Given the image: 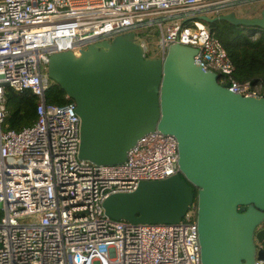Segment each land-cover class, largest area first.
<instances>
[{
    "label": "built area",
    "instance_id": "1",
    "mask_svg": "<svg viewBox=\"0 0 264 264\" xmlns=\"http://www.w3.org/2000/svg\"><path fill=\"white\" fill-rule=\"evenodd\" d=\"M260 1L0 0V264H201L194 208L177 224L133 225L111 220L102 207L109 195L177 174L176 140L145 134L116 165L78 159L75 104L45 102L54 85L47 64L55 53L79 56L129 32L150 58L156 35L158 58L172 44L195 48L194 63L220 75L229 92L260 97L261 84L233 78L234 65L210 30L188 25ZM7 89L37 97L33 125L3 130Z\"/></svg>",
    "mask_w": 264,
    "mask_h": 264
},
{
    "label": "water",
    "instance_id": "2",
    "mask_svg": "<svg viewBox=\"0 0 264 264\" xmlns=\"http://www.w3.org/2000/svg\"><path fill=\"white\" fill-rule=\"evenodd\" d=\"M196 20L264 30V8L252 17ZM196 52L172 44L163 57L145 58L129 32L79 56L51 55L47 76L75 104L80 160L121 164L154 131L176 140L178 173L109 195L102 203L108 218L177 224L195 208L201 264H254L264 259L257 250L264 243V83L260 97L231 93L220 75L194 63Z\"/></svg>",
    "mask_w": 264,
    "mask_h": 264
},
{
    "label": "trees",
    "instance_id": "3",
    "mask_svg": "<svg viewBox=\"0 0 264 264\" xmlns=\"http://www.w3.org/2000/svg\"><path fill=\"white\" fill-rule=\"evenodd\" d=\"M220 29L211 28L210 32L221 42L227 56L234 65L233 78L238 82H250L252 85L264 83V30L252 28V34H246L242 27L227 22H216ZM37 97L11 89L6 90L7 115L3 130L20 131L33 125L36 120ZM64 92L55 84L45 96V102L58 106L70 102ZM194 213L196 211L194 208Z\"/></svg>",
    "mask_w": 264,
    "mask_h": 264
},
{
    "label": "rangeland",
    "instance_id": "4",
    "mask_svg": "<svg viewBox=\"0 0 264 264\" xmlns=\"http://www.w3.org/2000/svg\"><path fill=\"white\" fill-rule=\"evenodd\" d=\"M264 7V2H257V3H251V4H245L240 7L235 8L231 12H234L237 17H252V16H257L258 13L261 11V9ZM208 18H214L215 16L213 14H209L207 16ZM216 23V22H215ZM190 27L193 28H207L211 30V28H218L220 29V24L214 25V23H207L202 20H195L192 21L190 24H188ZM243 31H245L246 34H252L253 30L252 29H245L242 28ZM155 34L157 31H153ZM157 38L156 35L153 36L152 41L149 42L148 46V52H147V57L150 58H158L160 55L158 53V45L156 43ZM261 228L264 227V222L260 226ZM260 227L257 228V231L260 230ZM258 245V242H257Z\"/></svg>",
    "mask_w": 264,
    "mask_h": 264
},
{
    "label": "flooded vegetation",
    "instance_id": "5",
    "mask_svg": "<svg viewBox=\"0 0 264 264\" xmlns=\"http://www.w3.org/2000/svg\"><path fill=\"white\" fill-rule=\"evenodd\" d=\"M264 8V7H263ZM263 246H264V243H263Z\"/></svg>",
    "mask_w": 264,
    "mask_h": 264
}]
</instances>
